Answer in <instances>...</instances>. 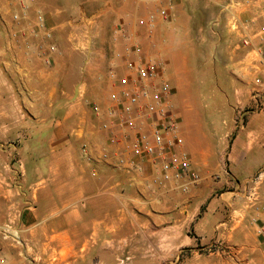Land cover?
Wrapping results in <instances>:
<instances>
[{
    "label": "crops",
    "instance_id": "obj_1",
    "mask_svg": "<svg viewBox=\"0 0 264 264\" xmlns=\"http://www.w3.org/2000/svg\"><path fill=\"white\" fill-rule=\"evenodd\" d=\"M3 1L21 20H0V227L23 244L0 234V264H264V0H85L65 22ZM135 43L167 63L200 175L186 192L116 165L93 110Z\"/></svg>",
    "mask_w": 264,
    "mask_h": 264
},
{
    "label": "built area",
    "instance_id": "obj_2",
    "mask_svg": "<svg viewBox=\"0 0 264 264\" xmlns=\"http://www.w3.org/2000/svg\"><path fill=\"white\" fill-rule=\"evenodd\" d=\"M5 1L23 4L24 0ZM169 16L168 8L160 9L157 15H150L146 19L149 34H153L159 19L167 20ZM13 19L20 21L21 15L15 14ZM39 24L40 28L45 27L42 16ZM47 36L51 37V34ZM48 51L55 52L56 46L51 45ZM124 62L121 75L115 70L110 72L116 88L110 95V104L106 108L93 105L97 117H106L103 128L116 147L112 154L116 165L139 174L149 170L150 183L156 187L186 182L181 186L186 192L200 181V175L193 169L185 149L173 102V88L167 78V63L146 55L139 43L127 49ZM256 81L260 83L261 79ZM83 153L91 159L87 145L83 146ZM110 158L103 155V159ZM257 211L264 214V203L257 207ZM257 233L264 239V225L258 228ZM0 234L7 242L17 246L23 244L20 230L14 222L1 226Z\"/></svg>",
    "mask_w": 264,
    "mask_h": 264
},
{
    "label": "rangeland",
    "instance_id": "obj_3",
    "mask_svg": "<svg viewBox=\"0 0 264 264\" xmlns=\"http://www.w3.org/2000/svg\"><path fill=\"white\" fill-rule=\"evenodd\" d=\"M40 1L46 7L47 11L48 10L52 11L53 9H55L54 7L61 9V14H62L61 19L65 22V21H69V20L73 19L75 16L78 15V13H73V12H70L69 10L76 8L79 4L82 3V1H85V0H40ZM7 5L8 4L5 3L3 0H0V20H1V22H4V23H6V21L11 20L13 14L15 15V9L13 11H11V9H13L12 6H10L9 8H6ZM9 5H11V4H9ZM174 65L175 64L173 63V66ZM192 72L195 76V73L197 72V70L193 68ZM176 109L178 110L177 107H176ZM177 113H178V111H177ZM178 119L180 121V126H181V116H179V113H178ZM199 249H200L199 250L200 254H207V253L214 252L216 250V246L213 244L207 248L200 247ZM185 255L189 256L190 254L187 253ZM193 261H199V259H196V260L194 259ZM118 263L119 264H128L129 261H125V262L120 261Z\"/></svg>",
    "mask_w": 264,
    "mask_h": 264
}]
</instances>
